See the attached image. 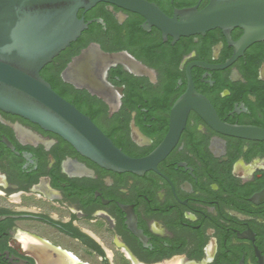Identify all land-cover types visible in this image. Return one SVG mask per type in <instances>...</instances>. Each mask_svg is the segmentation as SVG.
<instances>
[{"label":"flooded vegetation","instance_id":"flooded-vegetation-1","mask_svg":"<svg viewBox=\"0 0 264 264\" xmlns=\"http://www.w3.org/2000/svg\"><path fill=\"white\" fill-rule=\"evenodd\" d=\"M142 1L170 19L209 3ZM77 17L86 28L56 67L89 44L141 67L107 71L111 98L78 90L115 146L145 157L183 127L156 169L136 175L0 109V264H264V140L224 135L194 110L204 99L223 124L264 131V41L242 47L239 28L174 40L109 2Z\"/></svg>","mask_w":264,"mask_h":264},{"label":"water","instance_id":"water-1","mask_svg":"<svg viewBox=\"0 0 264 264\" xmlns=\"http://www.w3.org/2000/svg\"><path fill=\"white\" fill-rule=\"evenodd\" d=\"M109 2L138 13L174 40L204 35L213 29L228 34L243 31L240 44L246 47L264 41V0H209L201 10L191 8L168 18L142 0H0V109L52 132L82 157L106 170L142 175L155 170L169 152L183 119L172 123L165 141L145 157L125 154L96 126L89 116L54 92L40 75L41 70L80 37L86 28L79 10ZM118 64L137 73L141 67L124 53L104 52L96 44L73 56L60 73L63 83L95 97H113L105 81L107 71ZM194 109L212 128L228 136L264 140V131L223 124L204 99ZM179 108L175 105L173 112ZM188 108H183V114Z\"/></svg>","mask_w":264,"mask_h":264},{"label":"trees","instance_id":"trees-1","mask_svg":"<svg viewBox=\"0 0 264 264\" xmlns=\"http://www.w3.org/2000/svg\"><path fill=\"white\" fill-rule=\"evenodd\" d=\"M71 46L74 49L77 48V45H75V43H72ZM78 46L83 47L82 43H78ZM58 61V57H55L50 64L46 65L41 70L40 75L44 80H46L50 84L54 92H56L59 96H61L63 99H65L72 105H74L84 115L89 116L91 120L95 123L96 117L94 113H92L83 106V92L74 89V87H72L71 85L63 83L60 78V73L64 69L66 64L69 62V60L64 63H60V65L56 67Z\"/></svg>","mask_w":264,"mask_h":264}]
</instances>
